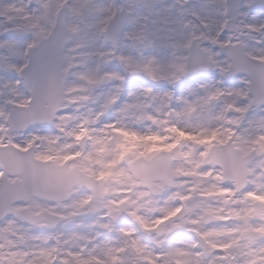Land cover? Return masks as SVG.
<instances>
[{"label": "snow or ice", "instance_id": "1", "mask_svg": "<svg viewBox=\"0 0 264 264\" xmlns=\"http://www.w3.org/2000/svg\"><path fill=\"white\" fill-rule=\"evenodd\" d=\"M0 264H264V0H0Z\"/></svg>", "mask_w": 264, "mask_h": 264}]
</instances>
